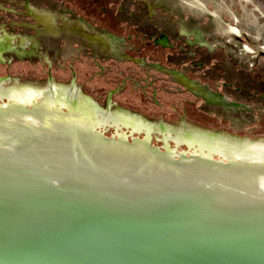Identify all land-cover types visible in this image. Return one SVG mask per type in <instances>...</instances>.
<instances>
[{"label":"water","instance_id":"obj_1","mask_svg":"<svg viewBox=\"0 0 264 264\" xmlns=\"http://www.w3.org/2000/svg\"><path fill=\"white\" fill-rule=\"evenodd\" d=\"M0 264H264V136L0 73Z\"/></svg>","mask_w":264,"mask_h":264},{"label":"rangeland","instance_id":"obj_2","mask_svg":"<svg viewBox=\"0 0 264 264\" xmlns=\"http://www.w3.org/2000/svg\"><path fill=\"white\" fill-rule=\"evenodd\" d=\"M1 39V74L264 136V0H0Z\"/></svg>","mask_w":264,"mask_h":264},{"label":"flooded vegetation","instance_id":"obj_3","mask_svg":"<svg viewBox=\"0 0 264 264\" xmlns=\"http://www.w3.org/2000/svg\"><path fill=\"white\" fill-rule=\"evenodd\" d=\"M76 27H78V28H76L77 29V31H79V32H81V33H83L84 35H88L89 36V34L85 31V30H83V27L82 26H76ZM2 39H1V42H0V47H2L1 45H2ZM0 52H1V48H0ZM99 110V109H98ZM101 111H99V112H103L104 113V111L102 110V109H100ZM104 115H107L106 113H104ZM97 118H98V116H96ZM109 120L111 121L112 119H110L109 118ZM95 121H96V119H95ZM119 121H121V123L123 124V122L124 123H127L128 125L126 126V125H123L124 127V129L126 128V129H129V130H131L132 132H137V131H143L142 130V128L140 127L139 128V124H133L132 123V121L130 120V119H128V118H122V117H119ZM96 124H97V122H96ZM121 124V125H122ZM135 127H137V128H139V130H134V128ZM98 128H99V126H98ZM99 131H101V130H99ZM102 132V131H101Z\"/></svg>","mask_w":264,"mask_h":264}]
</instances>
